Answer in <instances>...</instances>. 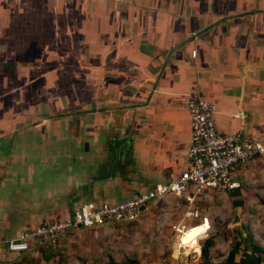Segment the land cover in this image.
I'll return each instance as SVG.
<instances>
[{"label": "crops", "instance_id": "crops-1", "mask_svg": "<svg viewBox=\"0 0 264 264\" xmlns=\"http://www.w3.org/2000/svg\"><path fill=\"white\" fill-rule=\"evenodd\" d=\"M188 99L213 104L218 133L264 140V0H0V244L177 176ZM258 178L264 157L237 167V189L197 200L255 198ZM187 196L161 200L190 208ZM222 233L188 227L162 264L206 263V239L207 264H264ZM17 256L0 245V264Z\"/></svg>", "mask_w": 264, "mask_h": 264}, {"label": "rangeland", "instance_id": "rangeland-1", "mask_svg": "<svg viewBox=\"0 0 264 264\" xmlns=\"http://www.w3.org/2000/svg\"><path fill=\"white\" fill-rule=\"evenodd\" d=\"M251 183L249 192L255 198H251L250 195L243 201H237L239 205L230 203L227 198L221 200L214 195L209 200L202 197L187 208V204L181 199L174 200L173 197H168L157 202L134 223L118 224L110 230L98 228L66 231L49 243L51 246L44 250L45 254L39 251L29 252L27 257L17 256L14 262L19 264L168 263L172 253H178L179 259L183 252V249L177 248L180 234L175 233L171 225L175 223L182 225L188 219L192 221L186 223L185 229L199 224L204 219L207 220L210 229L223 232L225 246L229 244L230 247L235 239L240 241L241 245L236 251L250 249V247L242 249L244 245L249 244L264 249V178H258ZM254 184L262 189L260 193L251 190ZM204 200L210 203H205ZM187 210L195 211L197 216L184 218L183 215ZM237 231L241 233V238H244L242 242L241 238L236 236ZM191 234L190 243L187 245L189 250L197 245L199 238L194 232ZM260 254L263 260L264 253ZM44 256L46 259H43Z\"/></svg>", "mask_w": 264, "mask_h": 264}, {"label": "built area", "instance_id": "built-area-1", "mask_svg": "<svg viewBox=\"0 0 264 264\" xmlns=\"http://www.w3.org/2000/svg\"><path fill=\"white\" fill-rule=\"evenodd\" d=\"M194 56V52H191ZM189 146L185 166L177 176L150 191L115 204H82L69 219L37 226L0 245L9 253L35 251L44 243L53 242L66 231L98 229L115 224L134 223L166 196L188 193L190 204L205 192L224 193L239 187L234 175L238 166L264 157V140H249L241 132L220 134L215 129L213 104L199 99H188ZM185 217L194 216L193 212ZM182 234L183 225L171 227Z\"/></svg>", "mask_w": 264, "mask_h": 264}, {"label": "trees", "instance_id": "trees-1", "mask_svg": "<svg viewBox=\"0 0 264 264\" xmlns=\"http://www.w3.org/2000/svg\"><path fill=\"white\" fill-rule=\"evenodd\" d=\"M124 224H131V223H124ZM116 225H118V224H115V225H113V226H116ZM236 236L237 237H242L241 236V233L239 232V231H237L236 232ZM241 240V242L244 240V238H241L240 239ZM211 241H210V239H206L203 243H202V245L200 246V258L203 260V261H205L206 263H204V264H207V249H208V247H210L211 246ZM240 241H238V240H234L233 242H232V244L230 245V247H231V250L232 251H236L237 249H239V247H240ZM51 245L49 244V243H44V244H42V246H38L37 248H36V250L37 251H39V252H41L42 254H45L44 253V250L46 249V248H49ZM250 247V249H252V251H253V254L255 253V254H257L256 256V258H257V260L259 261V262H261L262 260V255L260 254V253H264L261 249H259L257 246H254L253 244H249V245H244L243 246V248L242 249H245V248H249ZM260 254V255H259ZM29 255V252H25V253H19V256L21 257V256H28ZM43 259H46V257L44 256L43 257ZM7 264H19V263H15L14 261H12V262H9V263H7ZM131 264H137L136 262H132Z\"/></svg>", "mask_w": 264, "mask_h": 264}, {"label": "bare ground", "instance_id": "bare-ground-1", "mask_svg": "<svg viewBox=\"0 0 264 264\" xmlns=\"http://www.w3.org/2000/svg\"><path fill=\"white\" fill-rule=\"evenodd\" d=\"M193 215H194V216H197V213L194 211V212H193ZM184 232H185V230L182 232V234H184ZM191 237H192L191 232L187 233L186 238H185V240H186V244H187V245H189V243H190V238H191Z\"/></svg>", "mask_w": 264, "mask_h": 264}]
</instances>
